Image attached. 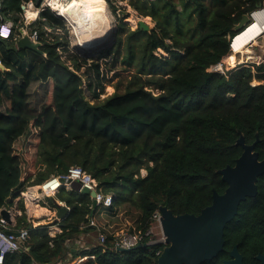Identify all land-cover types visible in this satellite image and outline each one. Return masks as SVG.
Masks as SVG:
<instances>
[{
    "label": "trees",
    "instance_id": "obj_1",
    "mask_svg": "<svg viewBox=\"0 0 264 264\" xmlns=\"http://www.w3.org/2000/svg\"><path fill=\"white\" fill-rule=\"evenodd\" d=\"M29 1L40 7L44 0H1L2 19L13 22V35L24 26L22 5ZM105 1L116 15L125 0ZM261 4L130 0L155 27L133 31L120 16L113 45L90 58L71 49L67 22L50 9L28 28L43 54L18 49L14 37L0 38V106L7 103L0 109V211L16 206L22 214L9 229L29 231L27 250L7 254L3 264L157 263L162 244L129 253L110 245L80 248L79 235L97 232L89 226L97 211L91 217L92 199L76 191L62 188L56 196L66 205L60 233L52 237L46 226L33 228L21 195L71 167H81L99 191L114 196L111 212L123 205L138 211L137 231L145 233L161 206L175 215H199L212 204L213 190L225 192L228 185L217 172L235 166L242 155L239 131L248 145L258 134L255 151L264 160V64L212 71L242 32L235 26ZM120 62L134 73L123 92L102 98ZM33 83L50 84L51 103L40 110L30 102ZM257 185L258 195L240 205L224 232L228 248L239 243L251 257L264 246V175Z\"/></svg>",
    "mask_w": 264,
    "mask_h": 264
},
{
    "label": "water",
    "instance_id": "obj_2",
    "mask_svg": "<svg viewBox=\"0 0 264 264\" xmlns=\"http://www.w3.org/2000/svg\"><path fill=\"white\" fill-rule=\"evenodd\" d=\"M259 7H262V4ZM249 22L248 15H245L241 22L235 26V31L241 32ZM136 29L148 33L152 30L144 17L139 18ZM115 38L116 31L113 30L106 41L86 50L88 52L85 51L87 55L84 57L90 58L101 50L110 48ZM16 46L18 49L43 54L41 50L42 44L39 41H34L24 32H21V37L16 42ZM230 53H232L231 48ZM0 69L5 70L1 62ZM238 133L240 138L237 140L236 145L242 147V155L236 160L235 166H228L217 172L221 175L222 181L228 185L223 194L213 190L212 204L204 208L199 215H175L167 207L161 206L159 208L165 245L156 264H203L206 261L215 259L224 247L225 228L238 216L240 205L246 202L248 198H255L258 195V180L264 175V160H260L259 154L255 151V147L260 140L257 134V140L253 144L248 145L242 132L239 131ZM70 188L71 191L90 196L93 201L92 217L97 210V203L94 200L96 192L82 188L79 182H72ZM0 217L9 226H12L11 212L7 208H3L0 211ZM8 234L16 237L20 235V233L14 231H8ZM95 241L97 244L99 243L98 239H95ZM147 247H149V244L143 243L135 249H118V252L129 253ZM232 256L236 260L227 264H242L241 256L236 254V248ZM262 260L264 262V258Z\"/></svg>",
    "mask_w": 264,
    "mask_h": 264
},
{
    "label": "rangeland",
    "instance_id": "obj_3",
    "mask_svg": "<svg viewBox=\"0 0 264 264\" xmlns=\"http://www.w3.org/2000/svg\"><path fill=\"white\" fill-rule=\"evenodd\" d=\"M130 0H125L124 2H118V6L120 7V9L116 12V15L113 14V12L111 11V9L108 7L107 5V16L109 18V24H110V28H111V32H113L115 25L117 23V18L118 17H125V22H131L129 19L134 20V22H137L139 20V18H141L138 13L133 10L131 8V6L129 5ZM146 23L153 29L155 27V23L152 21L151 18L146 17ZM149 18V20H148ZM137 19V20H136ZM131 30H135L136 29V23L133 25V23H128ZM72 27V28H71ZM67 30L69 33V38L71 41V49L73 51L78 52L81 56H85L87 55L84 51V49L82 47L79 46V42H78V38L77 35L73 29V26L70 22L67 21ZM110 41V40H109ZM108 41V43H109ZM107 43V44H108ZM106 44V45H107ZM252 47V45L250 46ZM251 50V51H250ZM82 52V53H81ZM88 52V51H86ZM89 52H93V51H89ZM157 55H163V56H167V54L165 52H163L162 50H158ZM247 53H253L252 57L247 59V61H244L243 57L240 56H236V64L233 66H228L227 63L225 62V60L227 59V57L231 56L232 53H229L223 60L222 63H224V66L226 67L225 71H228L230 69H233L237 66V64H241L244 63L243 65H261L264 63V36H262L258 43L256 44V46L252 47V49H249L247 51ZM260 55V56H259ZM229 68H228V67ZM107 67V65L105 63H103V68ZM127 64H124L122 62L118 63V68L117 70H115L114 72L110 73L108 76L109 81L106 83V87L104 90V94L102 95V98H105L107 96L112 95L117 89H119L120 92L124 91V87L127 85L128 81L131 79L132 74L134 73V69H129L127 70ZM254 71V69H253ZM115 73H118L119 76H114ZM254 83L256 84L257 82L254 81ZM50 84L46 83V84H41V83H33L31 85V87L29 88V95H30V102L33 106V108L40 110L41 107L44 104H50L51 103V94H48V90H49ZM7 107V103H4L3 106H0V109L2 111L5 110V108ZM146 171H142V176H146ZM36 187V186H34ZM30 188L33 187H29L27 189L26 192L29 191ZM37 190V189H36ZM55 190H57L55 188ZM39 195L41 196L42 201L36 200V201H31L32 204H35L36 206L39 207H49L50 206V202H49V198H55V197H44L41 195V191H38ZM52 193V192H51ZM21 199L24 202V206L26 209V215L28 218V221L32 224L33 228L37 227L38 224H43L46 227L49 228V234L50 236H55V234L57 233V229H54L55 226V219L53 218H42V222L39 223L38 219L41 216H35L33 214L30 213L29 210V202L27 200L26 197H24L23 195H21ZM43 203V204H40ZM49 209L55 213L56 211H54L53 209H51V207H49ZM11 212V219L13 220V226H14V221L16 222V217L19 216L20 214H22L20 211H18L16 209V206L11 208L9 210ZM96 214L93 217L95 223L98 225V227H100L99 229L103 232H105L107 235L111 236V235H116L118 233L121 232H137V227H138V216L139 213L138 211H136L134 208H130L129 205H123L120 208L117 209L116 212H111L110 209H105L103 207H100L96 210ZM34 222H36V224H34ZM155 232L156 234H158L159 229L155 228ZM89 234V233H88ZM92 237L88 238V237H84L83 235H79L78 237V246L79 247H88V248H93L95 246H97V243L95 241V239H98V233L97 232H92L91 233ZM80 236L83 237L82 241H80ZM152 238H156L158 239V235L153 236ZM92 239V240H91ZM95 241V242H94ZM77 245L75 244V242L69 243L70 248H74L77 249L76 247ZM150 246V245H149ZM76 251V250H74ZM72 256L68 255L67 260H69ZM76 264H82L80 262L76 263Z\"/></svg>",
    "mask_w": 264,
    "mask_h": 264
},
{
    "label": "built area",
    "instance_id": "obj_4",
    "mask_svg": "<svg viewBox=\"0 0 264 264\" xmlns=\"http://www.w3.org/2000/svg\"><path fill=\"white\" fill-rule=\"evenodd\" d=\"M70 1L71 0H59V2L62 3L63 5H67ZM33 9L36 10V16L34 19L31 20L30 15H28V13L30 10ZM46 9H50L52 12H54L55 15L62 17L66 22L67 21L69 22L67 17L60 16L58 11H55L53 9V2H50L49 0H44L40 7H36L32 1L25 2L22 5V11H23L22 18H23L24 26L19 29V35L17 34L14 35L15 41H18V39L21 37V32L28 34L34 41H38L37 34L29 33L28 28L38 20L39 14ZM248 17L250 21L249 24L258 22L262 25L264 23V4H262V7H257L256 9L251 11L248 14ZM13 33H14L13 22L8 20L4 21L2 19L1 0H0V38L10 39L13 37ZM262 36H264V33L262 34ZM235 37L231 39V43H230V48L232 49V52H234L232 42L235 39ZM236 55L237 56L241 55L244 61H247L246 55H243L242 53H237ZM244 63L241 64L238 63L237 65H243ZM225 70L226 67L224 66V63H219L212 67V71L219 72L222 74H225L226 72ZM56 179L69 187L72 182H79L82 188H87L90 191H95L96 197L94 200L97 203V209L103 207L109 210L113 207L114 196L112 194H104L101 191H99L96 180L90 174L84 171L81 167L78 166L71 167L68 169L66 175L56 177ZM89 226L97 228L98 240H99L98 245H101L102 247H105L106 245H110V247H112L117 252L118 249H126V250L135 249L137 246L143 244L145 240H148V242L146 243L149 244L150 246L159 245V244L165 245L164 244L165 237L162 233V228H161V213L159 210L156 211L152 216L151 224L145 233H142L140 231L121 232L116 235H111V239H109V235H107L105 232L99 229L94 219L90 220ZM9 227L10 226L8 225V223L0 217V264H3L4 258L7 254L18 253L21 249L27 250L26 248H23V243L29 237V231L23 229L18 232L20 233L19 237H16L14 235L8 234V231H11ZM155 228L159 229L158 234H156ZM155 235H158L159 238L158 239L152 238ZM161 252L162 251L157 253V255L159 256Z\"/></svg>",
    "mask_w": 264,
    "mask_h": 264
},
{
    "label": "bare ground",
    "instance_id": "obj_5",
    "mask_svg": "<svg viewBox=\"0 0 264 264\" xmlns=\"http://www.w3.org/2000/svg\"><path fill=\"white\" fill-rule=\"evenodd\" d=\"M49 1L53 2V9L58 11L60 16L68 18L77 35L79 46L82 47L84 51L94 48L95 45L106 41L107 37L110 35L111 28L107 16V3L105 0H71L67 5H63L59 0ZM28 15H30L31 20L34 19L36 10H30ZM132 19L129 20L133 25L135 23L137 24V22H134ZM146 19L147 18H145V21ZM263 33L264 23L261 25L255 22L249 24L243 32L236 35L232 42L234 52L225 60L227 65L234 66L236 64L235 55L237 53L246 55L247 59L251 58L252 55H248L249 53H247V51L256 46ZM251 45L252 47H250ZM23 196L28 200L38 199L39 197L34 188L23 193Z\"/></svg>",
    "mask_w": 264,
    "mask_h": 264
},
{
    "label": "crops",
    "instance_id": "obj_6",
    "mask_svg": "<svg viewBox=\"0 0 264 264\" xmlns=\"http://www.w3.org/2000/svg\"><path fill=\"white\" fill-rule=\"evenodd\" d=\"M251 51V50H250ZM253 53H250L248 55H252ZM59 184V185H58ZM34 189H37L36 190V193L37 195L39 196L38 199H32V200H28L29 202V210H30V213L35 215V216H41L39 217L38 219V222L41 223L43 220L42 218H50L53 219V218H56L55 219V223H57L55 226H54V229H57V233H60L61 232V222L63 221V218H62V215H64V211H62L61 209L62 208H66V205L65 203L63 202H60L57 200L56 196L57 194L59 193L60 189L62 188H65L66 191H71L70 187L69 186H66L64 185L63 183H61L60 181H58L56 179V177L52 176L50 179H48L47 181H45L42 185H37L36 187L33 186ZM55 188L57 190H55ZM31 189V188H30ZM38 191H41V195L44 196V197H55L54 199L53 198H49V202H50V206L51 209H53L54 211H56L55 213H53L49 207H39V206H36L35 204H32L31 201H36V200H41V196L39 195ZM52 192V193H51ZM23 195V194H22ZM53 202V203H52ZM40 204H43V203H40ZM10 210V209H9ZM12 212V211H11ZM21 215V214H20ZM19 215V216H20ZM94 219V218H93ZM45 221V220H44ZM15 221H14V225H15ZM30 223V222H29ZM34 224H36V222H34ZM13 226V225H12ZM40 227H45V225L43 224H38L37 227H35L34 229H38ZM100 228V227H99ZM48 232H49V228H48ZM55 234V235H56ZM84 237H88V238H91L92 235L91 233L89 234H82ZM54 237V236H52ZM83 237L80 236V241L83 242L82 240ZM92 240V239H91ZM78 241V240H77ZM95 242V241H94ZM70 243V242H69ZM69 243H68V246H69ZM80 248H88V247H80ZM91 248V247H90Z\"/></svg>",
    "mask_w": 264,
    "mask_h": 264
},
{
    "label": "flooded vegetation",
    "instance_id": "obj_7",
    "mask_svg": "<svg viewBox=\"0 0 264 264\" xmlns=\"http://www.w3.org/2000/svg\"><path fill=\"white\" fill-rule=\"evenodd\" d=\"M224 241H225V235H224ZM226 245L227 243L225 241L223 250L219 253V255L215 259L211 261H206L203 264H212L217 262H220V264H227L228 262H232L236 260L232 256V253L234 252L235 248H236V254L237 255L239 254L241 256L242 264H264L262 260V258H264V246L262 250L258 252L256 251V253L253 254L251 257L248 253H246V251L244 252V250L240 249L239 243H234L229 248Z\"/></svg>",
    "mask_w": 264,
    "mask_h": 264
},
{
    "label": "clouds",
    "instance_id": "obj_8",
    "mask_svg": "<svg viewBox=\"0 0 264 264\" xmlns=\"http://www.w3.org/2000/svg\"><path fill=\"white\" fill-rule=\"evenodd\" d=\"M4 21H5V20H4ZM13 34H14V33H13ZM13 37H14V35H13ZM13 37H12V38H13ZM10 39H11V38H10Z\"/></svg>",
    "mask_w": 264,
    "mask_h": 264
}]
</instances>
